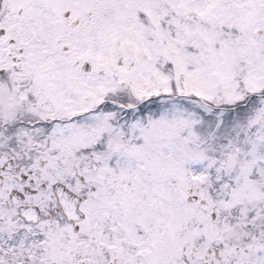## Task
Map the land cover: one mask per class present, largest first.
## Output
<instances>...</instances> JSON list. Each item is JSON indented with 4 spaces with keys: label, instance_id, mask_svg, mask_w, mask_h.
I'll use <instances>...</instances> for the list:
<instances>
[{
    "label": "snow or ice",
    "instance_id": "6c2138e0",
    "mask_svg": "<svg viewBox=\"0 0 264 264\" xmlns=\"http://www.w3.org/2000/svg\"><path fill=\"white\" fill-rule=\"evenodd\" d=\"M0 264H264V0H0Z\"/></svg>",
    "mask_w": 264,
    "mask_h": 264
}]
</instances>
